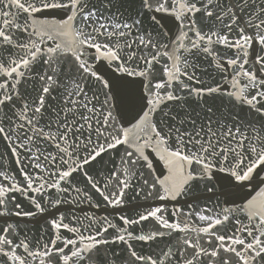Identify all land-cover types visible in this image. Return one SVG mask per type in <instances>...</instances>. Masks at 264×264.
I'll list each match as a JSON object with an SVG mask.
<instances>
[{"label":"snow or ice","instance_id":"obj_1","mask_svg":"<svg viewBox=\"0 0 264 264\" xmlns=\"http://www.w3.org/2000/svg\"><path fill=\"white\" fill-rule=\"evenodd\" d=\"M0 147V264H264V0H0Z\"/></svg>","mask_w":264,"mask_h":264},{"label":"water","instance_id":"obj_2","mask_svg":"<svg viewBox=\"0 0 264 264\" xmlns=\"http://www.w3.org/2000/svg\"><path fill=\"white\" fill-rule=\"evenodd\" d=\"M0 154H2L0 155V170L16 171L17 166L14 163V158L4 154L2 147H0ZM84 209L89 212H96L97 215L106 214L99 209H90L87 205L84 206Z\"/></svg>","mask_w":264,"mask_h":264}]
</instances>
